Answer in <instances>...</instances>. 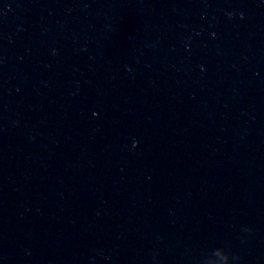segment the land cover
Wrapping results in <instances>:
<instances>
[{"label":"water","instance_id":"obj_1","mask_svg":"<svg viewBox=\"0 0 264 264\" xmlns=\"http://www.w3.org/2000/svg\"><path fill=\"white\" fill-rule=\"evenodd\" d=\"M0 264H264V0H0Z\"/></svg>","mask_w":264,"mask_h":264}]
</instances>
